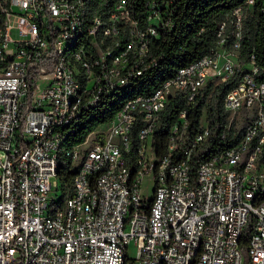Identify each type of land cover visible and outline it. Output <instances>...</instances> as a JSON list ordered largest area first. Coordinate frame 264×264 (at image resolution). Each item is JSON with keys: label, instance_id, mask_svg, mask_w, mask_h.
Returning <instances> with one entry per match:
<instances>
[{"label": "built area", "instance_id": "obj_1", "mask_svg": "<svg viewBox=\"0 0 264 264\" xmlns=\"http://www.w3.org/2000/svg\"><path fill=\"white\" fill-rule=\"evenodd\" d=\"M138 3L115 0L89 16L86 0H0V264H243L248 225L247 264H264V84L255 80L252 57L237 61L242 6L230 13V40L221 23L208 54L125 100L64 152L76 172L72 196L59 201L65 130L153 69L152 46L173 26V0ZM236 72L221 103V138L239 122L240 140L193 157L210 134L205 105L213 88ZM208 83L189 135V106ZM173 99L182 108L164 153L156 154V132ZM145 177L151 199L140 195Z\"/></svg>", "mask_w": 264, "mask_h": 264}, {"label": "trees", "instance_id": "obj_2", "mask_svg": "<svg viewBox=\"0 0 264 264\" xmlns=\"http://www.w3.org/2000/svg\"><path fill=\"white\" fill-rule=\"evenodd\" d=\"M138 0L141 9L142 2ZM173 0L174 13L173 26L155 40L152 49L156 59L153 69L138 77L130 86L114 91L98 102L95 107L84 111L64 132L57 153V190L59 201L72 196V180L76 172L75 166H70L64 152L75 144L81 143L86 135L99 125L107 123L122 103L135 95L152 91L161 81L172 76L174 71L185 66L213 49L218 41V26L225 24L224 35L230 40L231 26L229 24L230 13L236 6H242L243 14L240 28V39L237 61L245 64L251 61V57L258 67L255 75L257 82L264 84V0ZM115 0H86L88 15L102 13L108 10ZM228 46V43L223 45ZM239 73H235L226 81L217 84L206 103L205 116L208 120L210 134L206 142L192 150V156L206 159L210 155L235 145L241 137L243 128H231L223 138L221 132L224 124L225 113L222 111V99L225 93L237 82ZM211 84L208 83L202 90V96L189 106L190 127L189 135L198 129L201 108ZM28 98L18 109L19 127L22 129V118L26 111ZM182 108L181 99H173L162 113L160 126L156 132L154 149L156 154L165 151L167 129L176 118L177 112ZM194 160V159H193ZM250 225L246 227L240 238V249L243 254V264H247V244Z\"/></svg>", "mask_w": 264, "mask_h": 264}, {"label": "rangeland", "instance_id": "obj_3", "mask_svg": "<svg viewBox=\"0 0 264 264\" xmlns=\"http://www.w3.org/2000/svg\"><path fill=\"white\" fill-rule=\"evenodd\" d=\"M12 36L15 37L16 33L15 31L12 32ZM239 125H241V123H237V128L239 127ZM243 126V125H241ZM152 190H153V182L150 178L145 177L142 180L141 186H140V195L142 197H145L147 199H151L152 197ZM53 195V194H52ZM128 254L130 256H134L135 255V250L133 248H129L128 250Z\"/></svg>", "mask_w": 264, "mask_h": 264}]
</instances>
